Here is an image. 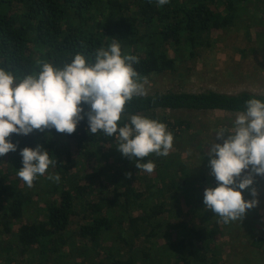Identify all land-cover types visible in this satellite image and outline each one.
<instances>
[{
	"label": "trees",
	"instance_id": "1",
	"mask_svg": "<svg viewBox=\"0 0 264 264\" xmlns=\"http://www.w3.org/2000/svg\"><path fill=\"white\" fill-rule=\"evenodd\" d=\"M252 1L263 3L264 9V0H169L164 5H158L157 0H0V68L11 72L18 81L26 75L38 73L40 65L45 62L63 68L71 63L76 54L83 55L88 63H93L96 50L116 40L123 53L138 57L139 62L134 63L133 67L140 82H144L175 70L176 60L167 54V44L172 45L176 53L183 49L194 56L195 49H202L210 41L212 32L234 26L239 11ZM258 10L261 11V7ZM257 11L255 6L253 14H257ZM251 98L264 101V94L243 92L227 95L207 91L135 95L126 103L120 124L122 126L132 115L139 114L168 125L159 116L161 111L239 113L246 110L245 102ZM82 106L85 112L89 110L88 105ZM10 139L18 145L17 151L4 156L8 157L9 168L14 174L23 166L20 150L41 145L48 150L50 158L57 161L48 170L61 175L60 185L50 186L48 193L59 199L41 196L45 203L40 210L42 217L40 215L38 221L24 224L18 229L15 239L19 256H27L38 250L36 253L44 256L45 260L59 257L61 249L69 245V238L75 242L76 238L83 239L84 247L88 251H95L108 239L107 235L114 224L123 225L122 218L135 207H141L144 193L138 192L133 185V177L127 173L123 175L120 169L113 182L116 184L113 190L115 197L106 198L105 202L87 201L95 191L92 181L98 176L86 177L92 181L83 185L76 174L69 175L66 171L72 165L69 141H75L81 157L86 161L106 151L107 147L113 155L120 153L116 150L118 142L115 136L89 132L86 117L71 135L59 133L53 128L44 132L34 130L27 136L13 133ZM118 159V164L126 167L127 171L134 169L135 159L131 161L121 153ZM149 160L151 155L140 163ZM105 191L101 193L105 194ZM34 199L32 191L20 188L16 180L10 182L8 176L0 171V229L4 234L12 233L13 222L24 217ZM83 204L84 210L89 211L92 218L82 224L77 236L72 238L69 227L77 205ZM117 210L121 212L119 217L115 216ZM162 211L163 205H158L151 215L156 218ZM128 219L130 227L137 228L149 223L152 217L129 216ZM215 239L216 231L200 226L191 229L188 242L182 241L168 247L178 256L175 264H219L212 258L206 259V252L214 251L212 245ZM6 250L9 252L11 247ZM7 262L11 264L13 260L8 258ZM102 264L156 262L145 253L140 259L133 252L122 255L121 250H110Z\"/></svg>",
	"mask_w": 264,
	"mask_h": 264
},
{
	"label": "rangeland",
	"instance_id": "2",
	"mask_svg": "<svg viewBox=\"0 0 264 264\" xmlns=\"http://www.w3.org/2000/svg\"><path fill=\"white\" fill-rule=\"evenodd\" d=\"M259 3L252 1L239 11L234 26L212 32L210 41L202 49H195L194 56L183 49L176 53L174 47L167 44V54L176 60L175 70L141 82L145 90L142 96L207 91L227 95L243 92L263 95L264 9L263 3ZM255 6L256 11L261 7L257 14H253ZM237 114L188 110L159 112V116L168 122L167 130L173 134V146L167 156L150 154L151 161L156 164L152 173L139 170L136 166L127 171L126 167L118 164L120 153L113 155L107 150L108 147L86 161L81 157L75 141H69L72 154V165L66 170L69 175L76 174L83 185L92 181L86 177L98 176L92 181L95 191L87 201L105 202L106 198L115 197L113 190L116 184L113 182L119 169L123 175L131 173L135 189L144 193V198L140 201V208L135 207L122 218L123 225L114 224L113 230L107 235L108 239L95 251H88L83 239L76 238L75 242L69 238V245L61 249L60 256L48 260L37 254L38 250L37 253L19 256L15 235L22 225L38 221L40 215L42 217L40 210L45 206L42 197L59 199L48 193L50 186L60 185V180H49V175L57 174L47 170L29 188L9 168L8 157H0V171L8 176L10 182L16 180L20 188H28L35 196L24 217L13 222L11 234H4L0 229V264H9L8 258L13 260L11 264H102L110 250H121L122 255L133 252L140 259L145 253L156 264H175L178 256L168 246L188 242L191 229L200 226L216 231L212 245L214 251L206 252L207 260L212 258L219 264H264V176L255 177L251 187L256 188L259 203L247 210L243 221L225 224L203 204L204 190L217 186L215 178L210 175L208 150L213 142L222 143L216 139V132L221 128L233 127ZM181 122L183 124L179 125ZM105 188L109 190L105 191ZM242 194L246 200L253 199L248 189L243 190ZM158 205H163V211L154 218L151 212ZM84 209V204L77 205L69 227L72 238L77 236L80 226L92 218L91 213ZM120 214V211H115L116 217ZM129 216H149L152 219L143 226L131 228ZM135 231L137 233L134 234ZM9 246L11 250L8 252L6 249Z\"/></svg>",
	"mask_w": 264,
	"mask_h": 264
},
{
	"label": "clouds",
	"instance_id": "3",
	"mask_svg": "<svg viewBox=\"0 0 264 264\" xmlns=\"http://www.w3.org/2000/svg\"><path fill=\"white\" fill-rule=\"evenodd\" d=\"M168 2L157 0L158 5ZM138 62L137 56L123 53L120 43L113 40L96 50L93 63L76 54L63 68L45 62L38 73L18 81L0 68V157L17 151L18 145L10 139L13 133L27 136L34 130L54 128L71 135L86 117L90 133L115 136L116 150L131 161L135 159L139 170L152 173L155 164L140 161L153 153L167 156L173 134L164 123L139 114L120 124L126 103L145 91L133 67ZM245 105L233 127L216 132L222 143L213 142L207 153L210 175L217 186L204 190L203 204L225 224L243 221L247 210L258 205L257 190L251 186L256 176H264V101L251 98ZM20 155L23 166L17 175L29 188L57 163L41 145L25 147ZM48 179L59 182L60 176L49 175ZM246 189L253 199L244 198Z\"/></svg>",
	"mask_w": 264,
	"mask_h": 264
}]
</instances>
